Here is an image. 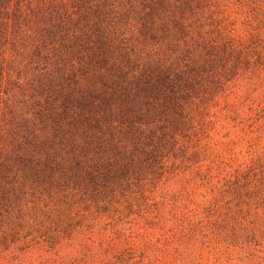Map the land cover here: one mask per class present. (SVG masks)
I'll use <instances>...</instances> for the list:
<instances>
[{"label": "trees", "instance_id": "trees-1", "mask_svg": "<svg viewBox=\"0 0 264 264\" xmlns=\"http://www.w3.org/2000/svg\"><path fill=\"white\" fill-rule=\"evenodd\" d=\"M263 137L264 0H0V248L170 178L173 264H264Z\"/></svg>", "mask_w": 264, "mask_h": 264}, {"label": "rangeland", "instance_id": "rangeland-1", "mask_svg": "<svg viewBox=\"0 0 264 264\" xmlns=\"http://www.w3.org/2000/svg\"><path fill=\"white\" fill-rule=\"evenodd\" d=\"M207 132L200 130L193 139L197 142L194 145L214 146L215 141L224 140V134H219L217 129ZM262 141L264 143V137ZM245 147L239 143L235 150L244 152ZM219 152L228 154L225 150L219 149ZM173 182L163 178L153 181L146 190L133 187L123 193L117 191L109 204L101 202L93 209L89 221L79 218L74 204L68 205L71 218L62 219V224L54 212L38 213L31 205L29 209L22 208L14 225L20 237L13 238L21 241L8 250L0 248V264H173L165 253V241L172 231L168 199L181 192L180 185ZM164 191L172 192L164 194ZM42 200L43 197L38 196L35 202L38 209L43 205Z\"/></svg>", "mask_w": 264, "mask_h": 264}]
</instances>
